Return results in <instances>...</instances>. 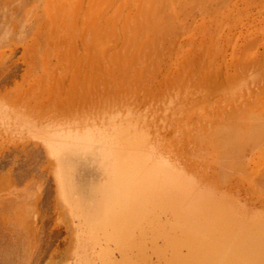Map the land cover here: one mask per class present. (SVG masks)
<instances>
[{
	"label": "rangeland",
	"instance_id": "obj_1",
	"mask_svg": "<svg viewBox=\"0 0 264 264\" xmlns=\"http://www.w3.org/2000/svg\"><path fill=\"white\" fill-rule=\"evenodd\" d=\"M263 122L264 0H0V264H264Z\"/></svg>",
	"mask_w": 264,
	"mask_h": 264
},
{
	"label": "bare ground",
	"instance_id": "obj_2",
	"mask_svg": "<svg viewBox=\"0 0 264 264\" xmlns=\"http://www.w3.org/2000/svg\"><path fill=\"white\" fill-rule=\"evenodd\" d=\"M100 1H101V0H100ZM104 9H105V8H104ZM59 17H60V16H59ZM72 22H73V21H72ZM90 22H91V21H90ZM256 124L259 125V126H257L258 129H257V127H255ZM256 124H255L253 127H249V128H251V129L248 128V130H251V132H252V133L249 132L250 136L253 134L252 137L254 136L255 138L251 139L252 137H251V138L249 137V138H247V139H248V140H249V139H251V140L256 139L255 141H257V138H259L258 141L256 142V145H258V142H259V144H260V143H262V141H263L262 146L264 147V137L261 138V136L264 135V134H262L263 132H261L262 129L264 130V122L262 123V124H263V127H261V129H259V127H260L261 125H260L259 123H256ZM237 126H238V125H237ZM237 126H236V127H237ZM254 127H255V128H254ZM234 128H235V126H234ZM238 128H239V126H238ZM239 129H240V128H239ZM239 129H238V130H239ZM229 130H230V129H229ZM238 130H237V132H236V129H235V130L232 129V132H230V133H233V131H234V133L236 132L235 134H238ZM240 130H241V129H240ZM248 130H247V132H248ZM252 130H253V131H252ZM259 130H260V131H259ZM223 131H224V132H227V131H225V130H223ZM242 132H243V131H242ZM247 132H246V133H247ZM234 133H233V134H234ZM257 133H258V134H257ZM220 134H221V133H220ZM225 134H226V133H225ZM225 134H223V135H225ZM233 134H232V135H233ZM235 134H234V135H235ZM256 134H257V135H256ZM259 134H260V135H259ZM223 135H222V136H223ZM228 135H230V134L228 133ZM232 135H231V138L229 137V138L232 139V140H231L230 142L228 141V143H226V142H225V144L223 143L224 147H223V146L221 147V148H226V149H227V151H225V152L228 154V157L231 156L232 154L235 155V153H236L235 151L238 149V148H236V147H237L236 144H237V143L240 141V139H241L239 134H238L239 138H238V136H236V135L234 136V135H233V136H234V139H235V141H234V139L232 138ZM241 135H242V134H241ZM258 135H259V137H258ZM247 136H248V134L246 135V137H247ZM236 137H237V138H236ZM243 137H245V136L242 135V138H243ZM238 140H239V141H238ZM241 140H243V139H241ZM244 140H245V139H244ZM251 142H252V141H250V143H251ZM246 143H247V142H246ZM252 143H253V142H252ZM252 143H251V144H252ZM254 143H255V142H254ZM240 144H241V142H240ZM242 144H243V143H242ZM237 145H238V144H237ZM243 145H244V144H243ZM245 145H246V144H245ZM254 145H255V144H254ZM256 145H255V146L252 145V146H253L255 149H256L258 146H259V148H260V146H261V144L258 145L257 147H256ZM235 146H236V147H235ZM240 146H242V145H240ZM240 146H238L239 149H240ZM247 148H248V147H247ZM254 148H252V149H254ZM226 149H225V150H226ZM235 149H236V150H235ZM239 149H238V150H239ZM241 149H242V148H241ZM243 149H244V148H243ZM255 149H254V150H255ZM221 150H222V149H221ZM249 150H250V149H249ZM222 151H223V150H222ZM243 151H244V150H243ZM252 151H253V150H252ZM223 152H224V151H223ZM227 154H226V155H227ZM236 154H237V153H236ZM221 155H222L221 157H225L224 154L221 153ZM239 155H242L241 151H239ZM221 157H220V158H221ZM231 157H233V158L235 157V158L233 159V158H231ZM231 157H229V158H231V159L233 160V161L230 160L231 162H235L234 160H237V159H236V158H237V155H235V156L232 155ZM220 158H219V159H220ZM226 158H227V156H226ZM226 158H224V159H225L224 161H226V160L228 161V160H229V158H228V159H226ZM243 158H245V160H246L247 157H243ZM243 158H242V159H243ZM218 161H219V160H218ZM227 161H226V163H228V165H229L230 161H228V162H227ZM221 162H222V161H221ZM221 162H219V163H221ZM238 162H239V161H238ZM240 162H241V160H240ZM242 162H244V159L242 160ZM242 162H241V163H242ZM242 164H245V162L242 163ZM220 165H221V164H220ZM235 165H237V163H235ZM221 166H222V165H221ZM224 166L226 167V165H223V167H224ZM229 166H230V165H229ZM231 166H234V165L231 164ZM231 166H230V167H231ZM238 166H239V165H238ZM238 166H236V167H238ZM242 166H243V165H242ZM236 167H235V168H236ZM238 168H239V167H238ZM241 168H242V167H241ZM241 168H240V169H241ZM221 169L224 170V168H222V167H221ZM240 169H239V170H240ZM229 170H231V168H230ZM234 170H236V169H234ZM262 182H263V181H262ZM60 201H61V200H60ZM61 202H62V201H61ZM8 207H9V206H8ZM16 225H17V224H16ZM16 227H17V226H16ZM20 227H21V229L24 228L23 225H20ZM20 227H19V228H20ZM17 228H18V227H17ZM18 232H19V231H18ZM17 234H18V233H17ZM23 234H24V233H23ZM27 234H28V233H27ZM27 234H26V235H27ZM33 236H34V235H33ZM18 237H19V236H18ZM33 238H34V237H33ZM29 239H30V238H29ZM36 240H37V239H36ZM35 242H36V241H35ZM35 242H34V243H35ZM34 243H33V244H34ZM36 244H37V243H36ZM34 247H35V246H34ZM22 249H23V248H22ZM22 249H21V250H22ZM32 249H33V247H32ZM24 250H25V249H24ZM24 250H23V251H24ZM23 251H22V252H23ZM22 252H21V253H22ZM24 253H25V252H24ZM16 254H17V253H16ZM22 254H23V253H22ZM29 254H30V253H29ZM1 255H2V254H1ZM9 255H11V254H9ZM23 255H24V254H23ZM24 256H25V255H24ZM50 256H51V255H50ZM5 257H6V256H5ZM7 257H8V256H7ZM3 258H4V257H3ZM19 258H21V257H19ZM23 258H24V257L22 256V258H21L20 260H23ZM26 258H27V257H26ZM29 258H30V256H29ZM51 259H52V258H51ZM27 260H29V259L27 258V259H26L25 261H23V262H28ZM53 260H54V259H53ZM50 261H51V260H50ZM50 261H49V262H50ZM43 262H44V261H43ZM53 262H54V261H53ZM56 263H57V262H56ZM58 263H59V262H58ZM47 264H48V262H47ZM51 264H52V263H51Z\"/></svg>",
	"mask_w": 264,
	"mask_h": 264
}]
</instances>
